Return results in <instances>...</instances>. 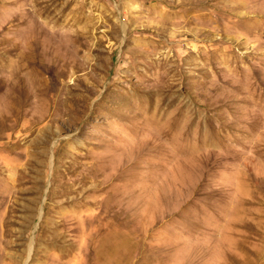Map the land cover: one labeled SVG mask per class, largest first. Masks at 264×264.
<instances>
[{"label": "rangeland", "instance_id": "rangeland-1", "mask_svg": "<svg viewBox=\"0 0 264 264\" xmlns=\"http://www.w3.org/2000/svg\"><path fill=\"white\" fill-rule=\"evenodd\" d=\"M0 264H264V0H0Z\"/></svg>", "mask_w": 264, "mask_h": 264}]
</instances>
